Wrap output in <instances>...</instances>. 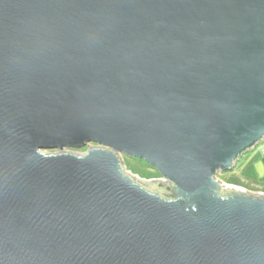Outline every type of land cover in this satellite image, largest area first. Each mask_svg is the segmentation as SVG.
Masks as SVG:
<instances>
[{
  "label": "water",
  "instance_id": "water-1",
  "mask_svg": "<svg viewBox=\"0 0 264 264\" xmlns=\"http://www.w3.org/2000/svg\"><path fill=\"white\" fill-rule=\"evenodd\" d=\"M263 141L264 0H0V264H264Z\"/></svg>",
  "mask_w": 264,
  "mask_h": 264
},
{
  "label": "rangeland",
  "instance_id": "rangeland-1",
  "mask_svg": "<svg viewBox=\"0 0 264 264\" xmlns=\"http://www.w3.org/2000/svg\"><path fill=\"white\" fill-rule=\"evenodd\" d=\"M264 141L262 142V144ZM262 144H259L257 150L262 148ZM95 145L90 144L81 149H72V148H65V149H54V150H46L44 151L45 154H58V153H78V154H85L90 148H93ZM256 148V147H255ZM253 148V151L254 149ZM261 151V150H260ZM264 151V149L262 150ZM250 153V152H249ZM247 153L242 157L240 162L237 163L236 167L232 171H228L226 173L218 172L217 178L225 187L227 186H234L238 188L244 189V191L252 192V193H262L264 196V176H261L262 171H264V163L262 162V156L260 158V162L253 161L254 163L248 162ZM257 157L259 154H256ZM124 171L129 173L132 176L140 178L142 180H150V179H160V174L155 169L149 167L146 162L129 158L127 156L122 157ZM246 160V161H245ZM252 160V159H251ZM250 164V165H249ZM254 167V168H253ZM254 169V173L253 170ZM254 178V179H253Z\"/></svg>",
  "mask_w": 264,
  "mask_h": 264
},
{
  "label": "crops",
  "instance_id": "crops-1",
  "mask_svg": "<svg viewBox=\"0 0 264 264\" xmlns=\"http://www.w3.org/2000/svg\"><path fill=\"white\" fill-rule=\"evenodd\" d=\"M264 149V143H263V145H262V148L260 149V150H255V151H252V152H250V153H248V155L246 156L247 157V159L246 160H248V162H250V164L251 163H254V161L256 160V162H260V158H261V156L263 157L262 158V162H260L261 164L262 163H264V151H262ZM256 154H259V156L257 157V155ZM253 157L254 158H256V159H254V161H253ZM252 159V160H251ZM245 160V161H246ZM249 164V165H250ZM254 168V167H253ZM253 170V173H254V169H252ZM261 176H264V171H262V173H261ZM254 179V178H253ZM263 186H264V184H263Z\"/></svg>",
  "mask_w": 264,
  "mask_h": 264
},
{
  "label": "trees",
  "instance_id": "trees-1",
  "mask_svg": "<svg viewBox=\"0 0 264 264\" xmlns=\"http://www.w3.org/2000/svg\"><path fill=\"white\" fill-rule=\"evenodd\" d=\"M262 145H263V144H262ZM257 147H258V146H257ZM257 147L254 149V151H255V150H257ZM252 151H253V149H252V150H250L249 152H252ZM247 155H248V154H247ZM247 155H246V156H247Z\"/></svg>",
  "mask_w": 264,
  "mask_h": 264
},
{
  "label": "built area",
  "instance_id": "built-area-1",
  "mask_svg": "<svg viewBox=\"0 0 264 264\" xmlns=\"http://www.w3.org/2000/svg\"><path fill=\"white\" fill-rule=\"evenodd\" d=\"M160 179H162V180H166L165 178H163L162 176L160 177ZM262 194V193H261Z\"/></svg>",
  "mask_w": 264,
  "mask_h": 264
}]
</instances>
